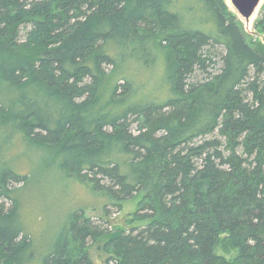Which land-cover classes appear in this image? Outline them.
I'll return each instance as SVG.
<instances>
[{"label": "trees", "instance_id": "16d2710c", "mask_svg": "<svg viewBox=\"0 0 264 264\" xmlns=\"http://www.w3.org/2000/svg\"><path fill=\"white\" fill-rule=\"evenodd\" d=\"M1 132L0 264H96L94 247L104 264H264V45L224 0H0ZM17 144L137 209L106 228L74 211L39 247Z\"/></svg>", "mask_w": 264, "mask_h": 264}, {"label": "rangeland", "instance_id": "374dc122", "mask_svg": "<svg viewBox=\"0 0 264 264\" xmlns=\"http://www.w3.org/2000/svg\"><path fill=\"white\" fill-rule=\"evenodd\" d=\"M224 1L237 15L250 39L253 38L264 45V34L258 33L255 29V24L262 15L264 0H261L248 19L239 13L231 0ZM26 31L27 29H23L24 35ZM155 70L154 80L150 78L144 82L149 83L147 92L155 87H157L156 90L161 89L159 81L162 80L163 65L160 64ZM142 90L146 91V89ZM4 139L5 133L1 132L0 148L2 149L5 145ZM15 148L12 150V155L17 154L15 156L18 158H13L14 164L25 178L22 181L12 182V185L16 188L25 232L33 237L35 244L39 247H45V244L54 239L58 230L65 226L74 211L83 212L85 216L91 218L93 223L106 228L111 225L126 226L130 214L137 209L140 195L123 202L109 199L104 193L93 190L88 184L73 180L59 171L51 161L43 157L41 152L33 150L21 154V145L17 144ZM7 204H10L9 200ZM93 249L96 264H104L106 256L96 247ZM217 252L232 259L238 250L229 246L223 239L217 247Z\"/></svg>", "mask_w": 264, "mask_h": 264}, {"label": "water", "instance_id": "95a60500", "mask_svg": "<svg viewBox=\"0 0 264 264\" xmlns=\"http://www.w3.org/2000/svg\"><path fill=\"white\" fill-rule=\"evenodd\" d=\"M235 8L239 13L245 17L249 18L253 12L256 10L261 0H231Z\"/></svg>", "mask_w": 264, "mask_h": 264}]
</instances>
